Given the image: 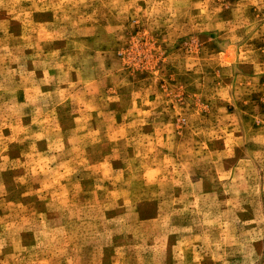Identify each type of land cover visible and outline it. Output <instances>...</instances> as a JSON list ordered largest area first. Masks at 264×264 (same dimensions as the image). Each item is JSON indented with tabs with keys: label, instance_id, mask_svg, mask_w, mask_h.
I'll return each instance as SVG.
<instances>
[{
	"label": "rangeland",
	"instance_id": "obj_1",
	"mask_svg": "<svg viewBox=\"0 0 264 264\" xmlns=\"http://www.w3.org/2000/svg\"><path fill=\"white\" fill-rule=\"evenodd\" d=\"M0 264H264V0H0Z\"/></svg>",
	"mask_w": 264,
	"mask_h": 264
}]
</instances>
